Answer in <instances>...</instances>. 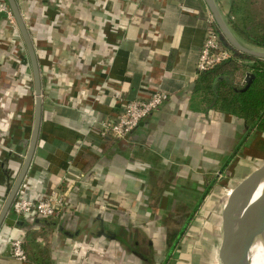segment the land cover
<instances>
[{
	"label": "crops",
	"instance_id": "0c3cea01",
	"mask_svg": "<svg viewBox=\"0 0 264 264\" xmlns=\"http://www.w3.org/2000/svg\"><path fill=\"white\" fill-rule=\"evenodd\" d=\"M215 1L229 24L233 0ZM17 2L38 59L42 116L31 165L0 225V264H35L13 257L9 243L30 230L44 236L54 264H168V216L184 214L183 225L264 153V133L193 95L214 19L206 0ZM15 23L0 16V98L9 91L18 114L0 132V214L35 118L33 67ZM154 87L169 94L157 110L124 138L99 136L124 102ZM54 188L68 192L61 216L14 214L19 195L37 201Z\"/></svg>",
	"mask_w": 264,
	"mask_h": 264
},
{
	"label": "trees",
	"instance_id": "16d2710c",
	"mask_svg": "<svg viewBox=\"0 0 264 264\" xmlns=\"http://www.w3.org/2000/svg\"><path fill=\"white\" fill-rule=\"evenodd\" d=\"M262 7L264 0H233L229 25L244 44L264 50ZM211 27L221 35L215 21ZM241 77L244 81L239 80ZM193 95L208 107L242 119L248 132L264 133V59L232 49L230 60L199 75L193 86ZM192 218L189 216L182 229L173 232L169 240L168 261ZM23 224L25 222L22 221ZM42 237L37 231H28L24 241L25 251L35 264H54L49 246L40 244Z\"/></svg>",
	"mask_w": 264,
	"mask_h": 264
},
{
	"label": "water",
	"instance_id": "95a60500",
	"mask_svg": "<svg viewBox=\"0 0 264 264\" xmlns=\"http://www.w3.org/2000/svg\"><path fill=\"white\" fill-rule=\"evenodd\" d=\"M27 47L34 72L35 118L28 154L21 171L13 184L0 225L6 217L31 165L42 116V81L36 51L17 0H7ZM221 32L223 44L228 48L264 59V50L244 44L233 32L215 0H206ZM260 190L258 196L257 191ZM264 195V162L229 190L221 210V240L218 249V264H248V251L259 234L262 200ZM7 223L15 224L12 218Z\"/></svg>",
	"mask_w": 264,
	"mask_h": 264
},
{
	"label": "built area",
	"instance_id": "2783aa9c",
	"mask_svg": "<svg viewBox=\"0 0 264 264\" xmlns=\"http://www.w3.org/2000/svg\"><path fill=\"white\" fill-rule=\"evenodd\" d=\"M25 1V0H19ZM4 15L12 24H16L15 16L7 0H0V16ZM214 21V19H213ZM213 21L211 23H213ZM232 58V49L223 44L222 37L211 26L206 29L205 38L199 51L197 63L198 73L213 69ZM0 98V110L5 112L0 116V132L6 133L10 130L12 121L18 116L16 102L12 101L11 93L3 91ZM121 94L116 92L113 97L120 98ZM169 94L160 87H154L147 97H140L123 103V111L112 119H105L97 132L99 136L106 137L112 134L117 138L126 137L134 130L141 121L157 110L167 99ZM67 193L52 189L39 200L26 198L23 194L16 199L14 214L18 217L28 215L42 217H59L67 208ZM11 255L20 261H27L28 255L24 248L22 238L10 240Z\"/></svg>",
	"mask_w": 264,
	"mask_h": 264
},
{
	"label": "rangeland",
	"instance_id": "374dc122",
	"mask_svg": "<svg viewBox=\"0 0 264 264\" xmlns=\"http://www.w3.org/2000/svg\"><path fill=\"white\" fill-rule=\"evenodd\" d=\"M263 11L264 7L261 8L260 13ZM239 80L244 81L243 77L239 78ZM261 141H264V138ZM262 147V152H264V144ZM257 156L254 154L252 156L253 159L249 160L251 162L250 168H242V171H245L244 173L241 172L233 176L229 190H231L232 185L233 187L236 185L246 172L248 173L264 162V153L260 159H256ZM229 190L223 189L220 197L215 198L211 206L206 207L205 204L197 215L192 216L193 218L185 226L179 242L171 253L172 256L168 264H218V249L222 233L221 210ZM185 217L184 214L168 216V239H171L173 232L178 231V228L182 227L180 223ZM142 250L143 252L147 251L146 247L142 248Z\"/></svg>",
	"mask_w": 264,
	"mask_h": 264
},
{
	"label": "bare ground",
	"instance_id": "6f19581e",
	"mask_svg": "<svg viewBox=\"0 0 264 264\" xmlns=\"http://www.w3.org/2000/svg\"><path fill=\"white\" fill-rule=\"evenodd\" d=\"M259 193L260 190L257 191L256 196H258ZM248 264H264V195L262 200L259 234L248 251Z\"/></svg>",
	"mask_w": 264,
	"mask_h": 264
}]
</instances>
